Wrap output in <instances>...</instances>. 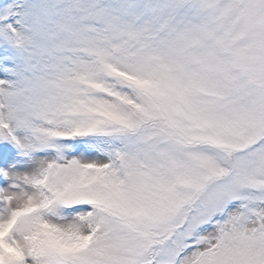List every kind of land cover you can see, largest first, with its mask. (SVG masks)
Listing matches in <instances>:
<instances>
[{
	"label": "snow or ice",
	"instance_id": "1",
	"mask_svg": "<svg viewBox=\"0 0 264 264\" xmlns=\"http://www.w3.org/2000/svg\"><path fill=\"white\" fill-rule=\"evenodd\" d=\"M0 264H264V0H0Z\"/></svg>",
	"mask_w": 264,
	"mask_h": 264
}]
</instances>
